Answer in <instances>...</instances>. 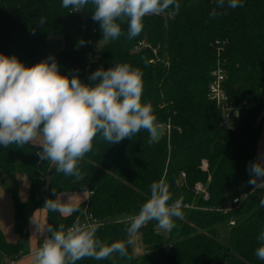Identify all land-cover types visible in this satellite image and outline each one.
Wrapping results in <instances>:
<instances>
[{
	"label": "trees",
	"instance_id": "obj_1",
	"mask_svg": "<svg viewBox=\"0 0 264 264\" xmlns=\"http://www.w3.org/2000/svg\"><path fill=\"white\" fill-rule=\"evenodd\" d=\"M177 2L178 13L173 6L146 16L135 38H128L124 23L123 34L106 41L100 23L92 19L91 3L72 12L62 7V0H0V53L16 56L27 67L52 56L61 74L76 75L90 85L96 83L89 77L97 69L118 63L138 67L142 102L151 104L157 126L166 127L158 142L143 129L114 144L98 134L78 163L79 177L50 167L51 162L37 155L41 147L32 142L0 146V173L10 175L20 168L30 182L28 200L15 208L18 241L9 243L0 228V264L19 260L28 247L40 178L48 172L47 200L90 194L68 216L47 209L48 226L67 228L92 215L104 224L96 237L108 244L128 239V217L149 198L153 182L164 180L172 200H182V218H173L176 227L171 231L150 221L135 234L126 257H84L76 264H264L255 255L264 232V187L254 190L248 183V169L257 161L264 134V0H240L242 6L236 8L228 7V0L223 6L218 0ZM213 9L217 14L210 16ZM58 37L61 44L53 41ZM217 68L226 73L224 89L238 114L231 128L220 126L222 113L208 99ZM198 183L208 187L209 202L196 195ZM235 197L239 208L227 214L217 211ZM222 225L230 226L229 251L218 238ZM138 242L143 253H136Z\"/></svg>",
	"mask_w": 264,
	"mask_h": 264
},
{
	"label": "clouds",
	"instance_id": "obj_2",
	"mask_svg": "<svg viewBox=\"0 0 264 264\" xmlns=\"http://www.w3.org/2000/svg\"><path fill=\"white\" fill-rule=\"evenodd\" d=\"M89 3L94 6L92 19L100 23L106 41L119 38L124 23L128 38H135L143 31L146 16L160 15L173 6L175 14L180 7L177 0H62V7L79 12ZM218 5L223 6L224 0H218ZM238 6H242L240 0H228V7ZM216 14L213 9L210 16ZM59 67L52 56L27 67L16 56L0 53V146L38 141L41 160L51 162L65 176L79 177L78 163L92 150L98 134L114 144L142 129L157 133L153 108L142 102L143 73L138 67L118 63L97 69L89 77L96 81L91 85L76 75L61 74ZM248 170L253 189L264 187V154ZM44 207L60 213L74 211L62 207L57 198L46 200ZM182 215V200H172L164 180L153 182L149 198L138 213L128 217L126 241L108 244L96 237L100 225L81 224L77 218L67 228L64 224L47 227L51 234L35 253V264H76L84 257L103 260L114 253L126 257L141 227L155 220L159 228L171 231L176 227L173 218ZM258 240L255 255L264 260V232Z\"/></svg>",
	"mask_w": 264,
	"mask_h": 264
},
{
	"label": "crops",
	"instance_id": "obj_3",
	"mask_svg": "<svg viewBox=\"0 0 264 264\" xmlns=\"http://www.w3.org/2000/svg\"><path fill=\"white\" fill-rule=\"evenodd\" d=\"M33 143V142H32ZM36 146L40 147V144L33 143ZM264 154V134L262 135L259 143H258V152H257V159ZM23 173V172H22ZM0 175H5L1 174ZM24 176H22L20 179H24L22 183V186L19 190V203H24L28 200L29 197V189H30V182L27 179L26 175L23 173ZM7 176V175H5ZM6 181L3 180L2 184H4ZM89 193H66L61 194L59 196L60 198L63 196H67L66 202L64 203V207H67L69 209H74L77 206H79L81 203L86 201L89 198ZM12 198H5L0 201V228L3 231V234L6 238V240L9 243H16L18 241V235L15 231V208L16 203L11 200ZM47 200V195H46ZM10 208V209H9ZM72 212V211H71ZM71 212L62 213L64 216H68L71 214ZM47 209L40 212L39 217L36 219L35 213L30 221V240L29 245L26 248V250L23 253V256L10 264H21L22 260H27L23 264H34L35 263V252L38 250L41 242L49 235V231L47 229ZM40 229V230H38ZM26 252V254H25Z\"/></svg>",
	"mask_w": 264,
	"mask_h": 264
},
{
	"label": "built area",
	"instance_id": "obj_4",
	"mask_svg": "<svg viewBox=\"0 0 264 264\" xmlns=\"http://www.w3.org/2000/svg\"><path fill=\"white\" fill-rule=\"evenodd\" d=\"M225 80H226V73L222 68H217L216 70L212 72V82L209 87L208 99L211 102L215 103L216 107L222 113V121H221L220 126L222 128H231L230 126L231 120H233L238 115L237 116L235 115L237 111L235 110L233 102L230 101V99L228 98L225 92V89H224ZM202 168L203 170H207L208 164L204 162ZM182 178L183 179L186 178L185 173L182 174ZM51 180H52L51 172H48L46 175L40 178V182L48 184L47 187H49ZM195 193L198 197H200L205 202H209L211 200V193L208 187L204 183H198L196 185ZM240 203H241L240 199L238 197H235L229 204L217 209V211L220 212L221 214H227L239 208ZM194 207H195L194 205L187 206V208H194ZM81 224H98L100 225V227L104 225L102 222H100L97 218H94L92 215L87 216L86 220L83 221ZM234 225H235V222L231 221L230 226H234ZM43 242L44 240L41 242L39 248L42 246Z\"/></svg>",
	"mask_w": 264,
	"mask_h": 264
},
{
	"label": "rangeland",
	"instance_id": "obj_5",
	"mask_svg": "<svg viewBox=\"0 0 264 264\" xmlns=\"http://www.w3.org/2000/svg\"><path fill=\"white\" fill-rule=\"evenodd\" d=\"M53 41H56L57 43L61 44L62 43V38L58 37L55 38ZM237 121L236 119L231 120L230 126L234 127L236 126ZM166 131V127L164 126V133ZM33 143L39 144L38 141H33ZM53 164L50 165V167H52ZM46 174H43L42 176H44ZM23 175L22 171L20 170V168H18V170L10 175H0V201L2 199L5 198H12L11 200L14 202V204L19 201V190L22 186V183L24 179H20ZM5 180L6 182L4 184H2V181ZM47 183H42L40 182V186H39V191L37 194V199H36V208H35V217L36 219L39 217L40 212H42L43 210H46V208L44 207L45 205V201H46V192L45 190L47 189ZM85 193H87L86 191H84ZM82 193V192H80ZM235 195H232L231 199L234 197ZM66 198L67 196H63L60 198V203L61 206L64 207V203L66 202ZM10 209V208H9ZM2 230V229H1ZM218 233H219V240L220 242L223 244L224 249L226 251H229L230 249V239H229V231H230V226L229 225H222L219 226L217 228ZM138 246H136V253H143V249L141 247V243H136ZM26 254V252H25ZM27 260H22L21 264H23L24 262H26ZM20 264V263H19Z\"/></svg>",
	"mask_w": 264,
	"mask_h": 264
},
{
	"label": "water",
	"instance_id": "obj_6",
	"mask_svg": "<svg viewBox=\"0 0 264 264\" xmlns=\"http://www.w3.org/2000/svg\"><path fill=\"white\" fill-rule=\"evenodd\" d=\"M236 116L238 115L237 113L235 114ZM158 131L154 135H150L151 139L154 140L155 142H158L162 139L164 136V126L158 125Z\"/></svg>",
	"mask_w": 264,
	"mask_h": 264
}]
</instances>
